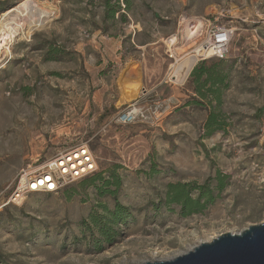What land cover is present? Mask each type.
<instances>
[{"label": "rangeland", "instance_id": "1", "mask_svg": "<svg viewBox=\"0 0 264 264\" xmlns=\"http://www.w3.org/2000/svg\"><path fill=\"white\" fill-rule=\"evenodd\" d=\"M23 1L0 0V21ZM40 1L53 18L27 28L9 57L0 50V264L169 260L264 223V0H108L110 9L107 0ZM217 26L234 36L227 58L205 60L229 70L223 129L207 135L215 103H193L192 72L183 83L172 75ZM130 106L137 121L119 124ZM79 144L94 154L92 176L7 204L22 170ZM114 173L115 194L88 181L102 174L114 184ZM218 173L228 186L204 212L182 217L167 204L169 184L201 185ZM118 204L121 223H92Z\"/></svg>", "mask_w": 264, "mask_h": 264}, {"label": "trees", "instance_id": "2", "mask_svg": "<svg viewBox=\"0 0 264 264\" xmlns=\"http://www.w3.org/2000/svg\"><path fill=\"white\" fill-rule=\"evenodd\" d=\"M119 2V1H118ZM107 9H110L109 1H105ZM110 15L114 18L117 14L115 8L110 10ZM224 60L212 62L209 64L206 61L200 62L192 71L190 79L194 85L193 92L196 95L193 103L196 105H206L205 100H209L207 104L212 106V110L206 122L207 135H211L214 131L223 129V122L221 121L220 106L223 103L224 91L229 88L227 82L229 78V70L224 69ZM212 99V100H210ZM112 178L114 184L110 180H104L102 174L94 175L88 181L91 185H96L97 181H101L102 188L105 189L104 193L115 194L113 190H109L111 185L117 189L119 187L118 176L114 173ZM229 177L227 175L218 173L215 178L209 179L204 184L198 183H177L169 184L166 192V202L168 205L175 204L179 207V214L182 217H189L194 214H199L214 205L220 198L222 192L227 188ZM116 191V190H115ZM196 193V196H194ZM125 208L118 204L114 211H109L104 208L105 214L101 217L92 216L91 221L93 224L98 225L104 220L107 225H117L125 219ZM101 236L105 237L107 243L113 242V236L110 228L100 229ZM113 231V230H112Z\"/></svg>", "mask_w": 264, "mask_h": 264}, {"label": "built area", "instance_id": "3", "mask_svg": "<svg viewBox=\"0 0 264 264\" xmlns=\"http://www.w3.org/2000/svg\"><path fill=\"white\" fill-rule=\"evenodd\" d=\"M233 36L234 30L230 27L211 28L198 49V61L227 58ZM170 58L173 56L170 55ZM136 111V106H130L118 116L117 122L123 125L135 123L139 117ZM96 169L95 157L90 148L86 144H79L60 152L36 169L29 166L22 170L15 180L7 204L22 205L30 193H58L66 186L92 176Z\"/></svg>", "mask_w": 264, "mask_h": 264}, {"label": "water", "instance_id": "4", "mask_svg": "<svg viewBox=\"0 0 264 264\" xmlns=\"http://www.w3.org/2000/svg\"><path fill=\"white\" fill-rule=\"evenodd\" d=\"M143 264H264V223L220 235L173 259Z\"/></svg>", "mask_w": 264, "mask_h": 264}, {"label": "bare ground", "instance_id": "5", "mask_svg": "<svg viewBox=\"0 0 264 264\" xmlns=\"http://www.w3.org/2000/svg\"><path fill=\"white\" fill-rule=\"evenodd\" d=\"M52 12L53 11L47 9L44 2L40 0H24L18 6L4 14L0 21V36L3 35L5 31L9 32V35L6 36L7 38L0 39V50L5 49V57H9L12 54L10 45L15 40L22 38L27 28L33 31L35 28L44 27V25H46L45 23L53 18ZM201 26V24L197 25L190 38L200 34ZM174 41L175 39L171 40L172 43ZM197 55L199 56L198 52L186 61L177 63L172 75L173 81L179 82L181 78L180 81L182 83L185 82L197 63ZM3 64L4 59L0 60V67L3 66ZM136 113H138V111H136Z\"/></svg>", "mask_w": 264, "mask_h": 264}]
</instances>
